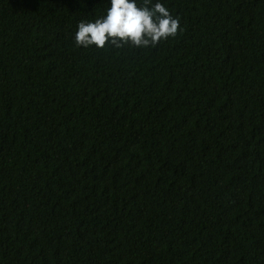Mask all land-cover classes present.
Masks as SVG:
<instances>
[{"label": "trees", "instance_id": "16d2710c", "mask_svg": "<svg viewBox=\"0 0 264 264\" xmlns=\"http://www.w3.org/2000/svg\"><path fill=\"white\" fill-rule=\"evenodd\" d=\"M159 2L85 49L111 0H0V264H264V0Z\"/></svg>", "mask_w": 264, "mask_h": 264}, {"label": "clouds", "instance_id": "9594fccd", "mask_svg": "<svg viewBox=\"0 0 264 264\" xmlns=\"http://www.w3.org/2000/svg\"><path fill=\"white\" fill-rule=\"evenodd\" d=\"M182 31L179 17H174L159 0H111L106 15L77 23L74 43L85 49H146L175 38Z\"/></svg>", "mask_w": 264, "mask_h": 264}]
</instances>
